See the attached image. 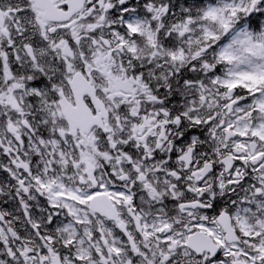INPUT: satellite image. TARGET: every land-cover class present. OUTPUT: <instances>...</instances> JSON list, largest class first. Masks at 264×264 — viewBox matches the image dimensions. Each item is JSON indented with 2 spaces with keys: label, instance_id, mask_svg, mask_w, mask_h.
<instances>
[{
  "label": "snow or ice",
  "instance_id": "snow-or-ice-1",
  "mask_svg": "<svg viewBox=\"0 0 264 264\" xmlns=\"http://www.w3.org/2000/svg\"><path fill=\"white\" fill-rule=\"evenodd\" d=\"M0 264H264V0H0Z\"/></svg>",
  "mask_w": 264,
  "mask_h": 264
}]
</instances>
